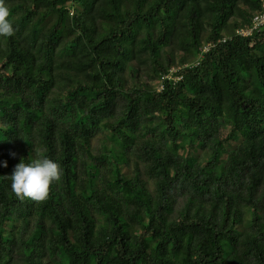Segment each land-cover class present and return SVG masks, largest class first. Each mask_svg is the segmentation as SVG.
<instances>
[{
  "label": "trees",
  "instance_id": "obj_1",
  "mask_svg": "<svg viewBox=\"0 0 264 264\" xmlns=\"http://www.w3.org/2000/svg\"><path fill=\"white\" fill-rule=\"evenodd\" d=\"M4 3L0 264H264L261 0Z\"/></svg>",
  "mask_w": 264,
  "mask_h": 264
},
{
  "label": "clouds",
  "instance_id": "obj_2",
  "mask_svg": "<svg viewBox=\"0 0 264 264\" xmlns=\"http://www.w3.org/2000/svg\"><path fill=\"white\" fill-rule=\"evenodd\" d=\"M9 9L4 0H0V36L13 34L12 22L8 19ZM6 167V162L0 163ZM61 176V168L57 161L46 156L31 159L25 162L21 159L17 163L10 176L11 190L17 197L29 198L41 201L47 198L52 183L58 181Z\"/></svg>",
  "mask_w": 264,
  "mask_h": 264
},
{
  "label": "built area",
  "instance_id": "obj_3",
  "mask_svg": "<svg viewBox=\"0 0 264 264\" xmlns=\"http://www.w3.org/2000/svg\"><path fill=\"white\" fill-rule=\"evenodd\" d=\"M251 21L250 28L240 29L238 32L246 35L249 34L253 29H257L264 24V0H261V11L255 13ZM204 49H206V47Z\"/></svg>",
  "mask_w": 264,
  "mask_h": 264
}]
</instances>
